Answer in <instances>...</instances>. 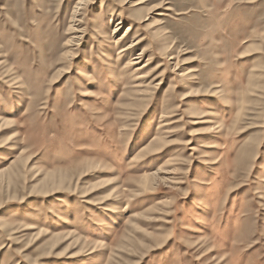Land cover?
<instances>
[{"label":"rangeland","instance_id":"obj_1","mask_svg":"<svg viewBox=\"0 0 264 264\" xmlns=\"http://www.w3.org/2000/svg\"><path fill=\"white\" fill-rule=\"evenodd\" d=\"M85 1L0 0V264H264V0Z\"/></svg>","mask_w":264,"mask_h":264},{"label":"bare ground","instance_id":"obj_2","mask_svg":"<svg viewBox=\"0 0 264 264\" xmlns=\"http://www.w3.org/2000/svg\"><path fill=\"white\" fill-rule=\"evenodd\" d=\"M82 2H84L85 0H81ZM229 1V0H228ZM82 2L80 3V4H82ZM84 3H86V1L84 2ZM140 41H137V43H139Z\"/></svg>","mask_w":264,"mask_h":264}]
</instances>
